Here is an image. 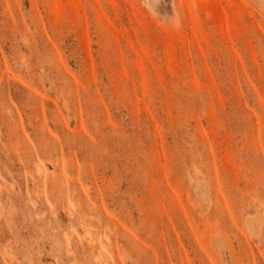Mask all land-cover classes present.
I'll return each mask as SVG.
<instances>
[{
	"label": "rangeland",
	"instance_id": "rangeland-1",
	"mask_svg": "<svg viewBox=\"0 0 264 264\" xmlns=\"http://www.w3.org/2000/svg\"><path fill=\"white\" fill-rule=\"evenodd\" d=\"M0 264H264V0H0Z\"/></svg>",
	"mask_w": 264,
	"mask_h": 264
}]
</instances>
